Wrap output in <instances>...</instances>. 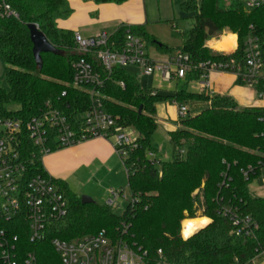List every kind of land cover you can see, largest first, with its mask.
Segmentation results:
<instances>
[{"label": "trees", "instance_id": "16d2710c", "mask_svg": "<svg viewBox=\"0 0 264 264\" xmlns=\"http://www.w3.org/2000/svg\"><path fill=\"white\" fill-rule=\"evenodd\" d=\"M98 5H121L129 0H82ZM17 12L19 19L0 16V57L5 65L7 89L0 86V117L30 120L51 108L61 111L71 122L90 109L88 94L73 86L74 62L92 61L103 73L104 107L117 120V126L138 133V147L121 159L131 198L124 213L117 215L108 206L83 205L82 196L68 184L55 180L65 195L69 214L48 227L43 241L32 243L24 229L12 233L24 257L33 254L36 264H61L52 241H75L106 231L114 241L142 248L150 259L162 250L175 264H250L264 252V198L253 197L250 184L264 168V112L242 110L230 96H212L191 90L201 80V63L241 64L245 40L261 39L264 48V7L245 11L240 0H186L181 11L194 25L183 34L181 48L161 45L143 29L132 28L151 48L170 56L190 57L191 69L184 78H174L170 95L145 93L137 75L129 69L114 68L111 73L93 60L75 52L74 33L57 27V21L71 15L67 0H0ZM29 24H36L64 57L42 54L38 69L30 38ZM238 36L239 49L232 55L205 47L206 42L224 33ZM125 27L114 37L123 39ZM122 84L124 86H122ZM172 101L179 106L202 103L196 115L180 119V129L170 133L172 159L152 160V138L157 131V106ZM142 109V112H140ZM35 149L26 148L34 173H45ZM33 158V159H32ZM198 192L197 194H195ZM225 211L230 213L225 216ZM206 218L208 224L188 239L182 237V222ZM249 218L251 232L237 234L231 218ZM211 220V222H210Z\"/></svg>", "mask_w": 264, "mask_h": 264}, {"label": "built area", "instance_id": "2783aa9c", "mask_svg": "<svg viewBox=\"0 0 264 264\" xmlns=\"http://www.w3.org/2000/svg\"><path fill=\"white\" fill-rule=\"evenodd\" d=\"M240 2L248 12L264 7V0ZM0 16L19 19L17 12L6 4L1 6ZM115 34L103 32L88 38L75 34V52L91 57L103 67L104 72L133 67L143 76L158 77L160 83L184 78L191 69L190 57L182 53L169 56L164 62L151 58L146 43L133 33L131 27H125L122 40L114 37ZM214 41L217 39L208 41L205 47L226 55H232L239 49L238 36L234 50L217 51L210 45ZM199 68L204 71L198 81L202 87L208 86L207 77L211 71L232 72L244 86L254 89L259 100L264 101V48L258 36L253 34L245 40L241 64L207 62L201 63ZM73 69V86L85 91L90 98V109L79 115L76 122L51 108L30 120L0 117V264H36L33 254L22 255L17 245L18 237H12L13 231L24 229L29 232L32 243L43 241L48 227L63 221L69 214L68 201L55 183L56 179L47 171L44 175L34 173L26 148H34L33 155L43 162L57 151L96 139L111 142L120 159L127 158L129 150L138 147V133L133 128L117 126V120L104 107L106 82L103 73L86 58L74 62ZM157 93V89H152V95ZM178 109L179 119H186L189 115L186 105H178ZM153 155L149 157L152 159ZM109 196L106 206L112 209L120 200L126 199L122 190L111 189ZM130 202L134 204L136 201L131 198ZM229 213L225 211L224 215ZM231 221L238 235L252 231L249 218L232 217ZM182 237L187 239L183 235V225ZM52 245L61 264H175L166 259L162 250L156 259H150L142 248L114 241L106 231L70 242L54 239Z\"/></svg>", "mask_w": 264, "mask_h": 264}, {"label": "crops", "instance_id": "0c3cea01", "mask_svg": "<svg viewBox=\"0 0 264 264\" xmlns=\"http://www.w3.org/2000/svg\"><path fill=\"white\" fill-rule=\"evenodd\" d=\"M162 1L163 0H129L121 5H98L94 2H84L82 0H67L71 10V15L66 19L58 20L57 27L64 31H70L74 33V35L80 34L85 38L95 37L103 32L114 34L122 27L140 28L150 36L157 39L161 45L172 49L181 48L183 45V36L181 43L179 45H175L172 42H168L164 35L160 32L162 27L166 26V28H169L168 24L172 25L174 22L179 20L176 17L175 7L173 4L172 12L169 15H164L162 10ZM185 1L186 0H182V2H178V4H176L177 10H179L182 19H185V16L181 11V5ZM232 47H234V45ZM169 56L170 55H168V57ZM168 57L162 61H166ZM158 82L159 87L154 89H157L159 93V90L162 88L164 83H160V80H158ZM196 83V89L193 88V84L191 85V90L193 92H205L206 94L212 96H230L238 103L242 110H256L264 112V101L259 100L254 89L244 86L237 75L232 72L221 73L211 71L207 77V87H202L200 83ZM171 103L172 104L168 103L165 105L163 102V105L159 107L157 106V113L159 112L158 114L160 119L157 121L155 118L157 124H160L168 129L169 139L171 132H175L180 129L178 105L172 101ZM186 107L189 115L193 116L204 109L205 105L202 103H192L187 104ZM117 162V154L112 143L103 139H96L82 143L73 148L57 151L46 157L43 164L49 175L56 180L66 182L70 187L69 183L72 181L75 182L77 179L76 177L87 176L92 178L91 173L88 172L92 168L96 167L98 168V171L103 170L105 167H112L113 169L117 166ZM258 178L254 181L258 180ZM87 181V183L84 182V185H82L84 190L92 189L90 188L91 184L89 183L92 181L90 179H87ZM254 181L249 186L251 195L256 198H264V188L260 186L255 187L253 185ZM251 188H253L255 193H253ZM111 189L113 188L107 189L106 193L101 197V199H104L106 203L109 200V191ZM121 190L124 192L123 189ZM75 193L83 196L80 192ZM92 199L94 200L93 197ZM204 219L206 220L204 227H206L208 220L206 218ZM250 264H264V252Z\"/></svg>", "mask_w": 264, "mask_h": 264}, {"label": "rangeland", "instance_id": "374dc122", "mask_svg": "<svg viewBox=\"0 0 264 264\" xmlns=\"http://www.w3.org/2000/svg\"><path fill=\"white\" fill-rule=\"evenodd\" d=\"M178 2L180 3V2H182V0H163L162 1V10L164 12V15H169L172 12V4H173L175 7L176 17L179 20L174 22L172 25L168 24L169 28H166V26H164L160 29V32L164 35V37L167 39V41L172 42L175 45H179L181 43L183 34L188 33L194 25V22L192 19H186V18L182 19L181 18L180 12H179V10H177V6H176V4H178ZM230 35L234 36V34H230V33L226 32L216 39H217V41H220L221 39H223V37L225 38L226 36H230ZM234 40H235V37H234ZM234 43H233V45H234ZM149 54H150L151 58H154L156 60L157 59L163 60V59L167 58L169 55V54L161 53L154 48L150 49ZM128 69L130 71L134 72L138 76L137 77L138 82H139L142 90L145 93H149L152 89L159 87V82H158L159 79L156 78L155 76L146 77V76H143L142 74H140V71L136 68L129 67ZM5 72H6L5 65H4V62L2 61V59L0 57V86L3 89L8 88V85L6 82ZM193 85H194L193 88L196 89L195 87H197V83H193ZM175 87H176V81H173L169 84L164 83L162 88H160V90H159V94L170 95L175 90ZM168 103L172 104L171 101L164 102L165 105H167ZM161 105H163V103H160L158 105V107ZM158 113H156V115H155V118L157 121L160 119ZM152 146L156 150L155 154L152 156V160H157L159 162V161H170L172 159V150L173 149H172V145H171V142L169 139L168 129H166L164 126H162L160 124H158L157 131L155 132V134L152 138ZM117 159H118V162H117V166L115 168L112 169V167H105L103 170L98 171V168L94 167L90 171H88L91 173L92 178L87 177V176L76 177L77 178L76 181L70 182L69 185H70V189L74 192H80L85 196L92 195L90 197L91 198L93 197L95 202L100 204V205L106 204V201L104 199H101V197L103 196V194L106 193L107 189L113 188L115 191L123 189L124 195L126 196V199L120 200L118 205H116L113 208L114 212L117 215H122L124 213L127 205H128V202L131 199V193H130V190L128 187V178H127V173H126L125 167L122 163V160L120 159V157L118 155H117ZM87 179H90L92 181V182H89L91 184L90 188H92V189H85L84 190L82 188V185H84V182H86ZM253 185L255 187L260 186V187L264 188V168L262 169V171L260 173V177L258 178V180L254 181ZM251 190L253 191V188H251ZM253 193H255V192L253 191ZM87 194H89V195H87ZM199 218H203V217H201V215L199 214L197 219H199ZM197 219H194V220H197ZM187 220H190V219H187ZM184 221H186V220H184ZM183 222H182V225H183ZM204 222L206 223V220Z\"/></svg>", "mask_w": 264, "mask_h": 264}, {"label": "water", "instance_id": "95a60500", "mask_svg": "<svg viewBox=\"0 0 264 264\" xmlns=\"http://www.w3.org/2000/svg\"><path fill=\"white\" fill-rule=\"evenodd\" d=\"M28 29L30 31V38L33 45V56L38 69L43 68L42 54H53L58 57H64L65 52L56 49L50 44L45 34L40 31L36 24H29ZM142 112V109H140ZM83 205H89L96 203L91 197L83 195L81 198Z\"/></svg>", "mask_w": 264, "mask_h": 264}, {"label": "bare ground", "instance_id": "6f19581e", "mask_svg": "<svg viewBox=\"0 0 264 264\" xmlns=\"http://www.w3.org/2000/svg\"><path fill=\"white\" fill-rule=\"evenodd\" d=\"M235 37V40H234ZM235 42V43H234ZM234 43V47L233 46ZM236 44V36H226L225 38L221 39L220 41L211 42L210 45L217 51H228L234 50ZM205 219L199 218L197 220H186L183 222V235L184 237H191L197 230L204 228L205 226ZM187 238V239H188Z\"/></svg>", "mask_w": 264, "mask_h": 264}]
</instances>
